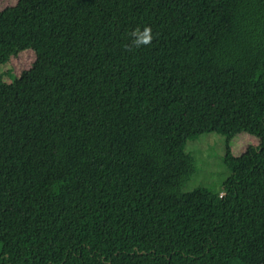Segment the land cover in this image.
I'll return each instance as SVG.
<instances>
[{
    "label": "trees",
    "instance_id": "1",
    "mask_svg": "<svg viewBox=\"0 0 264 264\" xmlns=\"http://www.w3.org/2000/svg\"><path fill=\"white\" fill-rule=\"evenodd\" d=\"M151 28L148 45L133 32ZM32 49L12 82L2 64ZM260 139L223 193L187 140ZM0 264H264V0H18L0 10Z\"/></svg>",
    "mask_w": 264,
    "mask_h": 264
},
{
    "label": "rangeland",
    "instance_id": "2",
    "mask_svg": "<svg viewBox=\"0 0 264 264\" xmlns=\"http://www.w3.org/2000/svg\"><path fill=\"white\" fill-rule=\"evenodd\" d=\"M18 0H0V10L15 5ZM35 53L27 49L14 56L5 64L1 71L4 80L12 82L25 69L32 66ZM260 139L248 132L235 135L228 144L227 137L219 132H205L187 140L185 152L194 159L195 172L185 183L182 190L192 191L199 187H206L220 196L223 193V183L231 175V169L226 162L227 153L238 157L249 146H257ZM18 213L10 209L0 213V250L4 242L17 230Z\"/></svg>",
    "mask_w": 264,
    "mask_h": 264
},
{
    "label": "clouds",
    "instance_id": "3",
    "mask_svg": "<svg viewBox=\"0 0 264 264\" xmlns=\"http://www.w3.org/2000/svg\"><path fill=\"white\" fill-rule=\"evenodd\" d=\"M132 35L136 37L134 43L137 47L141 45H148L153 38L151 28L149 27H145L143 31L137 29Z\"/></svg>",
    "mask_w": 264,
    "mask_h": 264
}]
</instances>
